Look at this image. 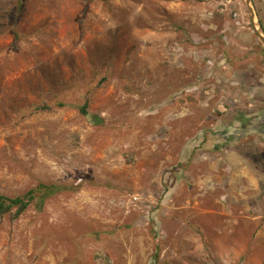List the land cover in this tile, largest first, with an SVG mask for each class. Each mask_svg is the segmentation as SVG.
Masks as SVG:
<instances>
[{"label":"rangeland","instance_id":"rangeland-1","mask_svg":"<svg viewBox=\"0 0 264 264\" xmlns=\"http://www.w3.org/2000/svg\"><path fill=\"white\" fill-rule=\"evenodd\" d=\"M44 183L0 264H264L246 0H0V193Z\"/></svg>","mask_w":264,"mask_h":264},{"label":"trees","instance_id":"trees-1","mask_svg":"<svg viewBox=\"0 0 264 264\" xmlns=\"http://www.w3.org/2000/svg\"><path fill=\"white\" fill-rule=\"evenodd\" d=\"M82 110L85 111L84 108ZM37 189H38V194L40 193L39 195H37V197L34 194L35 190L34 191L30 190L22 197H15V198L8 197L0 193V213L3 214L11 210L12 208H16L17 213L20 214L23 210L27 209L28 205L30 204V202H32V200H37L36 205L42 206L44 204V200L47 197L53 195L55 192H58V190L61 189V187L55 184L44 183V184H40Z\"/></svg>","mask_w":264,"mask_h":264},{"label":"water","instance_id":"water-1","mask_svg":"<svg viewBox=\"0 0 264 264\" xmlns=\"http://www.w3.org/2000/svg\"><path fill=\"white\" fill-rule=\"evenodd\" d=\"M246 5L248 8V13H249L252 28L264 45V28L256 14L252 0H246Z\"/></svg>","mask_w":264,"mask_h":264}]
</instances>
